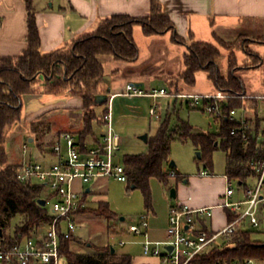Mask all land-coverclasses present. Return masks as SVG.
I'll return each instance as SVG.
<instances>
[{"label":"trees","instance_id":"16d2710c","mask_svg":"<svg viewBox=\"0 0 264 264\" xmlns=\"http://www.w3.org/2000/svg\"><path fill=\"white\" fill-rule=\"evenodd\" d=\"M25 3L28 10L27 47L17 57L0 58V228L7 245L33 237L42 225L52 220L49 207L39 203L43 198L44 187L36 182L19 180L21 164L12 163L5 149L9 133L23 120V97L38 93L81 97L85 113L84 129L78 133L79 139L83 142L88 136H94L93 121L98 120L96 97L107 93V90H102L106 72L101 57L113 56L117 60L136 61L139 57V47L133 35L136 25L142 27L146 36L172 32L174 42L187 46L183 55L184 69L176 77L177 80L193 87L197 83V74L205 72L217 90L235 95L224 104L226 113L238 107L245 110L249 107L250 98L242 97L245 91L244 82L235 74L237 59L234 52L229 55V73L224 75L217 62L222 56L220 48L209 42L189 43L175 33V24L161 9L159 0H152L151 14L147 17L114 14L103 19L95 31L82 34L73 43L50 52H43L41 49L33 0H25ZM218 40V43L230 46L229 42L220 38ZM246 44L247 40L243 39L241 45L250 52ZM253 59L258 60L254 64L260 62L259 56ZM187 104L189 105L188 102ZM103 115L101 120L104 119ZM212 116L222 123L219 134L194 133L193 126L184 121L179 122L175 128H170L168 116L157 133L148 138L147 153L125 156L123 164L129 177L128 183L142 190L147 208L151 207L152 201L150 178L155 177L165 185L170 182L169 171L165 169V165L169 162L171 143L175 139L186 141L191 138L203 150L200 160H205L210 167L212 154L221 145L227 151L226 176L229 180L236 181L239 187L252 176L253 171L248 164L255 159L264 158V147L256 140L257 133L264 126L261 115L256 112L249 119L252 129L249 130L251 134L246 140L241 134H232V130L238 125L236 121ZM36 123L33 122V130L36 129ZM178 178L182 180L186 176ZM80 213L109 220L116 218L107 202H101L95 208H83ZM252 233L249 229L229 237H221L224 242L218 243L221 239L219 238L207 252L196 256L190 264H221L246 258L264 260V240L254 239ZM79 243L80 239L76 236L62 242L61 251L67 264H133L130 254L117 256L116 251L112 253L110 245L99 247L88 244L94 250L89 252L86 248L79 247Z\"/></svg>","mask_w":264,"mask_h":264},{"label":"rangeland","instance_id":"374dc122","mask_svg":"<svg viewBox=\"0 0 264 264\" xmlns=\"http://www.w3.org/2000/svg\"><path fill=\"white\" fill-rule=\"evenodd\" d=\"M242 40L243 38H239L237 41L229 42L230 46L222 43L218 44L220 51H222V56L217 62L222 74L227 75L229 73L227 54L230 55L233 53L235 47L241 46ZM138 43L140 54L138 59L134 62L117 60L111 56L101 57L107 77L112 82L113 88L111 87V92H113L115 88L121 89L123 87L122 85L125 83L123 81L124 77L131 74L130 71L133 70L136 73L134 75H142V77L146 79L143 80V78H141L140 82L141 87L145 90L150 89V91H152L155 88L160 89L161 87H164L170 93H190L194 91L200 93L209 92L211 94L217 93L216 87L213 86V82L207 78L205 72H200L198 74L197 83L193 87L176 79L181 72L180 70L184 68L183 58L180 55V52L183 50V47L181 46L183 45L179 43L173 45L174 47H172V45H166L167 47L162 50L166 55H161L162 52L159 49L160 47H154L153 55L147 56V43ZM169 55L170 57L173 55V57L170 58ZM257 61V59H254V62ZM115 69H119L120 72L114 71ZM159 73L170 75L164 79L156 76ZM105 89V85L103 84L102 90ZM124 92L112 101L113 126L122 137L121 149L117 152V160L121 163H123L126 155L147 153L149 145L148 142L142 139V136L148 134L149 138L155 135L161 125L168 119V116H170V128H175L179 122L184 121L193 126L194 133L211 132L219 134L222 130V123L215 120L210 113L205 112L201 104L198 106H190L187 104V99L174 96H160L157 98L151 96L130 97ZM38 94L40 95L30 99L27 97V99H23V120L11 130L5 142V149L11 162L14 158H18L21 155L22 144L25 143V141L28 144L29 149L34 153L33 161H37L40 159V150H43L45 147L52 144L56 129L68 125H72V129H76L75 127H80V125H82L79 132L84 129L83 119L81 117L84 113L81 108L82 106L77 108L64 106L70 103L72 100L70 98L72 97L68 98L67 96H56L43 93ZM76 100L79 101L80 98H76L75 102H77ZM61 103H64V105L59 106ZM257 104V107L250 110L249 115H254L258 112L259 115L264 117V98L258 99ZM156 105L158 106L157 111L160 118H152L149 114L150 109ZM54 107L59 108L52 109L40 116L39 120L36 121V129L33 130V122L26 120L28 119V116L30 118V116L36 112H43L47 110V108ZM243 111V108H237L238 115H241ZM70 112H74L73 114L75 116H72ZM101 112L102 109L96 110L98 120L93 121L94 132L98 134L101 133V128L98 127H102L99 126V120H101V116L103 115V112ZM78 115L81 116L79 117ZM77 135L79 139V134ZM30 138H33L34 141L30 142ZM35 155H37L38 158ZM202 156V148L196 145L191 138H188L186 141H181L179 139L173 140L171 143L169 162L165 165V169L169 171L170 182L165 185L159 179H155L156 181L151 183V205L155 200L156 192L157 194H160V191L163 192L166 198L174 203L183 198H188L190 194L195 197L207 198L215 191L217 193L219 191V193H222L225 190V176L228 164L227 151L222 149L221 145L214 150L212 154V167L208 166L205 160H200ZM172 162H174V165H172ZM172 170L177 172V177L171 175ZM204 170L208 172V176L201 175V172ZM179 176H186V179L181 180L178 178ZM184 180H188V183H184ZM95 182L96 181H93L89 185H86L94 187ZM234 186L237 188L236 181L234 182ZM173 188H176L179 194L178 198L170 197V192ZM96 191H98V189ZM43 198L48 200L47 207L52 209L54 200L50 198V194L47 190L43 192ZM90 199V205L92 207H96L98 201L107 199L111 208L117 212L116 218L114 220H109L105 217L95 216L89 213H81L83 215L77 216L76 218L78 228L75 232V236L80 239L78 246L83 249L86 248L89 252H93L94 250L90 249L88 244H93L94 246L99 247L110 245L116 249L117 256H120L127 251L133 253L139 252L141 249L140 246H134L131 243L121 245L120 242L122 240L130 241L131 239L128 235H118L117 231L119 228H122V224H120L118 217H125L123 223L127 226L133 223L138 224L140 216L151 210V208H147L142 190L140 188H132L128 182L124 183L111 178L106 184V194L103 195L102 193L97 194V196L95 195L94 197L90 196ZM220 210L221 209L216 210L213 219L214 226L216 227L223 224ZM208 223L211 225V220H209ZM251 230L254 239L264 240L263 230L255 228H251ZM158 237L162 238V241L167 240L165 233H162ZM222 241L223 238H221L218 243L221 244Z\"/></svg>","mask_w":264,"mask_h":264},{"label":"built area","instance_id":"2783aa9c","mask_svg":"<svg viewBox=\"0 0 264 264\" xmlns=\"http://www.w3.org/2000/svg\"><path fill=\"white\" fill-rule=\"evenodd\" d=\"M1 24L0 17V26ZM125 94L185 98L190 106L201 104L205 112L218 119L225 117L236 121L238 125L232 130V134H241L245 140L251 134L249 130L252 129V124L245 109L241 115H238L237 109L226 113L224 104L235 95L223 91L202 95L174 94L166 88L148 91L129 83ZM113 97L107 99L105 105V132L100 139L90 144L80 141L72 132L63 131L46 147L42 159L33 161L24 158L18 171V179L22 182H36L44 187V191L49 192L50 198L54 200L50 209L52 220L42 225L33 237L13 245H7L0 237V264H67L61 251L62 242L76 234L77 215L81 209L87 207L91 192L86 184L89 185L102 177L129 182L124 164L117 160L122 137L113 126ZM157 108L156 105L150 109L154 118H160ZM256 140L264 147V126L257 133ZM23 151L24 156H27V143L24 144ZM248 165L253 174L242 187L237 185L235 188L234 181L226 176V189L217 205L196 208L188 203L172 205L169 210L167 240L153 241L147 238V214L140 216L138 224L119 228L118 232L125 230L136 236H146L143 242L144 254L159 257L163 264H190L196 256L207 252L221 237H229L251 228L264 231V158L255 159ZM171 175L176 176V172L171 171ZM201 175L208 176V172L204 170ZM216 208L223 209L227 216L226 224L220 229H214L212 224L208 223L213 219ZM126 243L125 240L120 242L121 245ZM221 264H264V260L246 258Z\"/></svg>","mask_w":264,"mask_h":264},{"label":"crops","instance_id":"0c3cea01","mask_svg":"<svg viewBox=\"0 0 264 264\" xmlns=\"http://www.w3.org/2000/svg\"><path fill=\"white\" fill-rule=\"evenodd\" d=\"M159 2L163 12L167 13L172 18L175 24L174 32L188 40V42H209L219 47L218 38L226 42H234L239 38L247 40L246 45L250 52L245 50L244 46L242 45L235 47L233 52L237 59L235 74L243 80L245 85V91L242 96H246L245 98H250V101H248L249 107L247 110H245V112L248 118L253 117V115H249L250 110L257 107L258 99L264 98V0H159ZM33 7L36 16V22L40 30L41 49L43 52H50L73 43L82 34L95 31L103 19L114 14H128L134 17L149 16L152 10V0H33ZM0 17L2 19V24L0 26V58L17 57L23 52L28 44V10L25 0H0ZM133 35L137 46L139 45L138 42L147 43V56L153 55L152 53L154 52V47H160L159 49L162 52V50L167 47L166 45H172V47H174L173 45L176 44V42L173 41L172 32H167L162 35L146 36L142 31V27L139 25L134 27ZM181 45H183L181 46L183 47V50L180 52V55L183 58L184 53L187 51V46L185 44ZM162 53L161 55H166L165 53ZM255 56H259L260 58V62L258 64H254L253 57ZM171 57H173V55ZM227 57L229 71L228 54ZM114 71L120 72L119 69H115ZM130 73L131 74H128V76L124 77L123 81L125 83L122 85L123 87L121 89L115 88L113 92H111L112 82L107 77L106 73L104 85L106 88L105 90H107L108 99L111 96H114V101L122 92H124V90L126 91L127 84L129 83H133L141 87V78H143V80L145 78L142 77V75H134L136 73L133 70L130 71ZM169 75L170 74L159 73L156 76L166 79V77ZM148 91H150V89H148ZM216 91L218 92L221 90L216 89ZM183 94L202 95L211 93H200L194 91L190 93L183 92ZM37 95L40 94L25 95L23 99L26 97L30 99ZM78 97L79 96L70 98L72 100L68 105L61 103L59 106L64 105L71 108L82 106L81 108L83 109V99L81 97H79V101L76 100L77 102H75V99ZM106 103L107 101L104 104H98L95 109H102V112L104 113ZM55 108L59 107L47 108V110L43 112H36L32 114L30 118L28 116V119L26 120L30 122L37 121L39 120L40 116ZM70 113L72 116H75L73 114L74 112ZM84 113L82 116H78H81L83 119ZM261 119L264 123L263 116H261ZM99 121L101 124H99V126L102 127H97L101 128V133H95L94 136H88L85 141L89 142L90 144L100 139L102 134L105 132L104 119ZM81 126L82 125H80V127H75L76 129H72V125H68L56 129L53 136V142L60 131L72 132L78 138L77 134L79 133ZM25 143L22 144L21 155L18 158H14L12 163L21 164L24 158L32 160L34 159V153L29 149V147L27 156H24L23 146ZM44 150H46V147L43 150H40V159L43 157ZM35 156L38 158L37 155ZM111 178L112 177H102L95 180L96 182L94 187H90L91 192L88 196L86 208H95L90 205V196L94 197L95 195L97 196V194H106V184ZM155 179L157 178H150V185L153 181H156ZM184 183H188V180H184ZM226 184L227 177L225 176V189ZM97 189L98 191H96ZM160 192V194H157L156 192L155 200L150 207L151 210L147 211L146 213L148 214V220H150L149 227L146 230L147 238L153 241H162V238L158 237L162 233H165L167 239L169 210L172 205L188 203L194 208L200 206H214L219 203L220 198L225 190L222 193H219L220 191L218 193L215 191L207 198H200L198 196L195 197L194 195L190 194L188 198H183L176 203L171 202L165 197L162 191ZM178 196L179 194L177 192L176 198H178ZM101 202H107L110 209L115 214H117V212L111 208V205L107 199L98 201V204ZM217 209L221 208H216L215 212ZM220 211L223 224L219 227L214 226L213 217L211 224L214 229H220L227 222L225 211L223 209ZM83 214L79 213L77 216ZM121 218L119 217V221L120 224H122V228L127 227V225L123 223L124 220H121ZM117 234L121 236L128 235L131 240L127 241V243L141 247L139 252H126L132 256L133 264H163L159 257L144 254L143 242L145 241L146 236L139 237L130 234L125 230L120 232L117 231Z\"/></svg>","mask_w":264,"mask_h":264},{"label":"water","instance_id":"95a60500","mask_svg":"<svg viewBox=\"0 0 264 264\" xmlns=\"http://www.w3.org/2000/svg\"><path fill=\"white\" fill-rule=\"evenodd\" d=\"M108 99V94L107 93H102V94H99L97 97H96V102L98 104H102L103 102H106ZM142 139H144L146 142H148V134H145L142 136ZM30 142H33V138H30L29 139ZM199 157H200V154H199ZM172 164H174V162H172ZM132 188H135V186L133 185ZM90 189H88L89 191ZM170 196L172 198H176L177 197V190L176 188H173L170 192ZM39 203L43 206L47 205V200L45 198H41L39 200ZM121 220H125L124 217L121 218ZM3 236V230L0 228V237ZM112 253H114L116 251V249L112 246Z\"/></svg>","mask_w":264,"mask_h":264}]
</instances>
